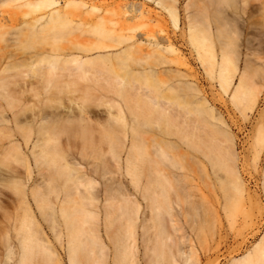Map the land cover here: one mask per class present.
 Returning a JSON list of instances; mask_svg holds the SVG:
<instances>
[{"label":"bare ground","instance_id":"bare-ground-1","mask_svg":"<svg viewBox=\"0 0 264 264\" xmlns=\"http://www.w3.org/2000/svg\"><path fill=\"white\" fill-rule=\"evenodd\" d=\"M11 2L18 4L24 17L40 12L26 24L31 37L41 39L48 33L69 34L79 26L67 18L66 12L55 8L57 0H0V6ZM63 4L65 9L83 7L78 0H63ZM143 8L142 3L132 2L126 6V11L132 18L135 13H142ZM45 9L50 12L43 15ZM165 9L175 16L172 4ZM2 20L0 17V40L6 41L15 31ZM96 23L100 24L96 28H105L103 21ZM106 47L109 46L95 48ZM92 48L86 46L84 49L90 51ZM131 50L141 53L143 48L141 44H129L111 55L99 54L96 58L70 53L49 54L36 62H14L11 66L14 73L0 76V100L11 111L10 119L5 123L12 125L2 130L3 137L8 139L5 154L24 164L22 167L28 176L31 174L30 161L36 163L42 159L45 165L54 164L56 170L66 171L68 179L79 180L78 170L66 163L68 149L60 145L59 134L71 133L73 127H78L76 134L83 137L87 134L86 127L91 128V124L104 126L105 122L99 124L88 120V117H100L99 111L87 110L73 99L77 97L83 101L93 97L101 101L111 120L107 125L114 138L107 149L116 162L121 161L117 168L123 167L133 177L141 173L144 177V183L134 195L123 189L120 194L125 203H119L112 217L109 199L105 198L100 208L93 180H85L91 189L88 190L90 210L84 209V204L72 210L60 209L62 222L58 225L65 232L67 263L199 264L200 258L181 227L179 214L182 215V209L175 208L168 197L172 190L182 200L199 196L207 210L218 214L214 241L204 251L208 257H213L214 261L227 259L226 264H264V231L261 234L264 230V162L260 164L264 155V109L256 111L262 95L259 82L264 79V52L258 48L250 52L248 93L243 88V74L235 85L234 74L229 72L225 57L216 62L220 92L226 94L229 90V100L241 116L244 117L245 107L253 114L257 112L253 140H246L247 152L240 155L236 151V136L229 132L228 125L210 106L201 90L181 95L178 93L181 84L165 79L160 81L164 88L153 96L140 84L141 79L147 80L153 75L151 68L128 72L125 78L121 77L108 60L116 59V64L120 65L122 56L129 58L127 53ZM169 51H172L169 46L153 44L151 51L142 56L150 59ZM197 56L200 59V55ZM213 64L214 58L208 65ZM96 85L107 87L114 96L104 100L102 93L95 90ZM72 86L78 88L70 89ZM63 87H69V90L63 91ZM173 92L177 94L171 95ZM64 96H69L74 105L66 108L65 113H60L58 105H46L52 100L59 103L60 97ZM24 98H43L44 102L37 110L29 111L19 104ZM17 106L18 109L12 111ZM29 115V123L19 124ZM151 131L155 134L148 143L142 134ZM24 150L29 153L25 154ZM181 160L185 167L173 166ZM138 162L142 163L140 167L136 165ZM77 185L73 182L64 197L77 193ZM147 193L153 198L149 214L144 216L136 197L145 200ZM9 197L8 193H0V207L11 203ZM19 210L12 216L0 208V218L4 222L0 225V264H61L51 243L40 231L22 191ZM235 211L240 213L238 220L233 216ZM60 232L58 230L57 238Z\"/></svg>","mask_w":264,"mask_h":264},{"label":"rangeland","instance_id":"rangeland-1","mask_svg":"<svg viewBox=\"0 0 264 264\" xmlns=\"http://www.w3.org/2000/svg\"><path fill=\"white\" fill-rule=\"evenodd\" d=\"M57 1L55 8L66 12L67 18L71 19L72 23H79V26L69 34L48 33L41 39L29 36L26 25L40 12L24 17L16 2L0 6L2 21L7 23V26L14 27L15 31L10 35L11 38L7 37L6 41L0 40V76L14 73L11 69L14 62L30 60L36 62L49 54L70 53L84 58H96L99 54L111 55L129 44H141L143 51L138 53L131 50L127 53L129 58L122 56L120 65L116 64V59H110L108 62L115 65V71L123 78L128 72L151 68L153 75L148 76L147 80L141 79L140 84L153 96H156L158 90L164 88V84L160 81L165 79L174 84L180 83L178 93L181 95H190L196 89L201 90L210 106L228 125L229 132L236 136V151L240 155L246 154V140L251 142L256 130L257 116L255 114L257 112L253 114L245 107L244 117L241 116L229 100V90L226 94L220 92L216 62L221 57H225L229 72L234 74L235 85L239 76L243 74V88L245 92H250V52L253 48L264 52V0H161L159 3H156L157 0H78L83 7L67 9L64 8L63 0ZM132 2L142 3L144 8L142 13H135L132 18H129L126 6ZM168 4L174 6L175 16H171L165 9ZM49 12L50 9L42 11L43 15ZM99 20L105 24V30L103 27V30L96 28L100 25L96 23ZM132 35L133 37L128 40L127 38ZM203 39L205 41L202 43ZM91 42L95 45H90ZM153 44L169 46L172 51L163 52L160 56L154 55L150 59L143 58L142 53L150 52ZM105 45L109 47L95 48ZM86 46L94 48L85 51ZM197 54L200 55V59ZM213 58L215 64L209 66L208 63ZM172 75L182 76L172 77ZM259 85L262 87V95L256 111L264 109V79L260 80ZM74 88L78 86H72L70 89ZM94 88L102 93L104 100L114 96L107 87L103 88V85H96ZM62 90L68 91L69 87H63ZM176 94L173 92L171 95ZM218 97L221 98L220 101L217 100ZM73 99L82 103L87 110L94 109L101 113L100 117H88V120L99 124L105 122L104 126L91 124V128L86 127L87 134L83 137L76 134L78 127H73L74 131L71 133L59 134L60 145L68 149L66 163L78 170L77 175L80 181L70 177L68 179L65 175L66 171L63 173L62 170H56L57 165L54 164L45 165V160L42 159L36 163L30 161L31 174L28 176L25 168L22 167L24 164L5 154L8 139L3 137L2 130L6 126H12L10 123H5L6 119H10L11 111L6 109L4 102L0 100V193H8L11 201V205L1 204L0 208L16 216L20 212L19 201L22 191L40 231L51 243L61 264L68 263L65 232L58 225L62 222L60 209L72 210L84 204V209L90 210L88 190L91 189L86 184V179L93 180L94 189L98 191L97 205L100 208L104 199H109L111 217L117 211L119 203H125L120 194L123 189L134 195L136 189L144 183L142 173L138 177H133L123 167L118 169L117 163L121 161L116 162L108 153L107 147L113 136L107 123L111 120L105 107L101 106V101L93 97L83 101L77 97ZM58 101L59 103L57 100H52L46 105L60 106V113H65L64 110L68 107H74L69 96L60 97ZM43 102V98L39 100L24 98L19 104L30 111L37 110ZM17 109L18 106L12 111ZM30 119L29 115L24 123L19 124L29 123ZM113 121H115L114 118ZM67 127L70 128L69 124ZM154 134L151 131L142 136L151 143ZM40 147L42 148L43 144ZM24 152L28 154L29 150ZM263 162L264 155L260 158V164ZM136 165L140 167L142 163L138 162ZM173 166L185 167L183 160ZM14 170L19 172L15 173ZM243 178L246 180V175L243 174ZM73 182L78 183L77 193H70L69 196L64 197L65 191L73 186ZM249 185L253 189V184ZM147 192H150V189ZM168 197L175 208L182 209V215L179 214L181 227L188 236L191 247L200 258L199 264H226L227 259L214 261L213 257H208L204 252L214 241L218 214L207 210L197 195L190 200H182L179 195L170 190ZM152 198L150 193L146 194L145 200L139 196L136 197L138 204L142 207L141 215L149 214ZM163 199L164 197L161 198ZM233 216L238 220L239 211H235ZM3 223L0 218V225ZM224 223L227 229V222L224 221ZM58 230L61 231L59 238L56 237ZM263 231L262 229L261 234Z\"/></svg>","mask_w":264,"mask_h":264}]
</instances>
